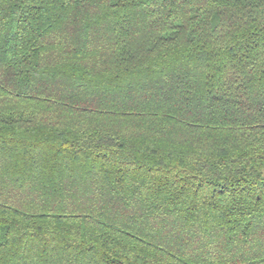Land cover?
Wrapping results in <instances>:
<instances>
[{
	"label": "trees",
	"instance_id": "obj_1",
	"mask_svg": "<svg viewBox=\"0 0 264 264\" xmlns=\"http://www.w3.org/2000/svg\"><path fill=\"white\" fill-rule=\"evenodd\" d=\"M0 264H264V0H0Z\"/></svg>",
	"mask_w": 264,
	"mask_h": 264
}]
</instances>
